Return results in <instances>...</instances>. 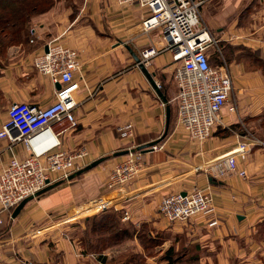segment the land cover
<instances>
[{
    "label": "crops",
    "instance_id": "1",
    "mask_svg": "<svg viewBox=\"0 0 264 264\" xmlns=\"http://www.w3.org/2000/svg\"><path fill=\"white\" fill-rule=\"evenodd\" d=\"M253 1L211 0L203 8L202 16L210 31L218 33L234 22L230 32L240 37L249 29L240 24L242 21L239 23V13H244L245 20L258 15L257 10L246 8ZM146 16L147 9L138 5L121 6L116 0H74L73 4L57 0L48 13L33 19L31 29L36 30L35 43L11 45L0 52V130L8 121L11 104L27 103L45 108L56 101L57 84L34 68V60L50 41L59 39L78 52L81 60L76 74L80 88L74 94L78 104L74 110L78 126L60 137L62 149L68 152L87 149L90 153L87 163L91 164L103 157L119 159L114 158V154L126 147L133 150L157 141V145L163 147L157 152L146 151L144 156L139 153L142 173L120 190H108L105 177L100 180L96 173L89 172L30 200L7 226L9 237L1 241L5 264H102L110 261V252L100 257L84 251L82 237L89 219L85 217L81 222L73 212L101 194H105L101 198L103 203L95 210H101L104 204H113L114 211L122 213L123 226L134 225L138 229L146 226L150 233L167 235L163 243L153 249L158 257L149 259L143 254L145 250L137 236L122 243L137 246L141 255L153 264H164L162 257L172 247L178 253L176 258L182 259L178 264H264V139L261 140L263 144L253 145L246 160L238 158L239 170L247 173L245 179L237 174L222 179L204 172L191 174L194 166H204L235 148L244 140L241 135L246 129L251 132L255 129L252 120L261 113L256 108L258 96H249L251 108L245 94H239L237 102L231 98L237 103V113H229L225 108L222 112L224 126L216 128L201 146L202 155L193 157L198 145L176 129L178 89L175 85L177 94L173 93L170 82L175 69L171 54L163 53L145 67L167 103L135 60V55L140 58L146 47L163 46L158 32L145 34L142 31L141 23ZM254 24L251 32L255 31L257 36L248 35L251 38L248 43L241 42L238 46L255 49L264 57V27L259 30L258 23ZM242 52L238 51L241 55ZM239 63L232 66H235L233 75L244 68ZM173 106L174 129L164 138L167 109L171 111V123ZM127 125L133 127L134 133L132 138L124 139L121 132ZM232 126L238 128L233 131ZM56 128L61 129L60 126ZM12 134L18 136L16 130ZM26 151L20 141L11 143L9 139H0V172L13 157L25 158ZM107 163L110 171L114 162ZM176 174L185 178L168 191H157V186L164 188L162 183L169 184L170 180L164 178ZM194 187L211 195L215 215L220 217L217 226H209L213 216L203 215L186 224H171L160 215L159 207L165 195ZM115 193L119 196L112 202ZM57 215L60 217L55 220ZM126 215L128 220H124ZM38 229L44 231L35 234Z\"/></svg>",
    "mask_w": 264,
    "mask_h": 264
},
{
    "label": "built area",
    "instance_id": "2",
    "mask_svg": "<svg viewBox=\"0 0 264 264\" xmlns=\"http://www.w3.org/2000/svg\"><path fill=\"white\" fill-rule=\"evenodd\" d=\"M116 1L121 6L138 5L147 9V16L141 23L142 31L145 34L158 32L163 46L146 47L137 64L139 67H148L152 59L163 53L171 54L175 68L173 77L178 89L175 98L176 129L187 136L190 142L201 147L211 138L216 128L224 126L222 112L225 108L229 113H237V105L231 101L234 91L233 75L218 46L220 41L212 35L202 16V8L211 0ZM31 36L30 43L33 44L35 29H32ZM214 46L222 62L220 65L212 63L211 51ZM46 47L48 52L44 50L35 58L34 68L51 78L55 84H60V89L56 91V101L48 107L13 103L8 109V121L0 130V139H9L11 143L22 142L27 149V156L13 157L0 172V225L6 211L35 197L49 185L67 180L89 165L87 161L90 153L87 149L68 152L62 149L60 140L66 131L78 126L74 114L78 104L74 94L80 88L76 80V74L81 68L80 56L59 39L50 41ZM15 130L18 132L16 137L12 134ZM133 133L131 125L125 126L121 132L124 139L132 138ZM241 136L244 140L230 152L203 164L204 166H196L195 171L207 173L217 179L233 174L247 178V173L238 168V158L246 160L253 145L263 142L253 135ZM151 149L157 152L163 147L155 145ZM197 153L195 156H201L203 152ZM125 158L126 160L115 164L109 173L107 185L112 191L120 190L142 173L141 155L130 153ZM90 204L80 206L76 213L80 211L79 215L91 211ZM110 206L111 204H104L101 210ZM159 213L172 223L186 224L203 215L214 217L209 221L211 227L220 222V217L215 215L211 195L197 187L164 196ZM128 219L129 216L126 215L124 220ZM43 231L38 229L35 234Z\"/></svg>",
    "mask_w": 264,
    "mask_h": 264
},
{
    "label": "rangeland",
    "instance_id": "3",
    "mask_svg": "<svg viewBox=\"0 0 264 264\" xmlns=\"http://www.w3.org/2000/svg\"><path fill=\"white\" fill-rule=\"evenodd\" d=\"M66 2H67V4H68V2L73 4L74 0H66ZM250 4L251 3H248L246 5V8L250 7V9L252 11H256L257 10L258 15H256V17H250V18H247L245 20V18L243 16L244 13L242 15L239 13L240 16L238 15L239 23H240V21H242L240 24L243 27H248V29H249V31H247V34L241 35L240 37H237V36L233 35L230 32V29H232L230 27V25L233 24L234 22H230V25L227 27V29H225L224 31H222L220 33H218L215 30H213V31L211 30V32H212V35L216 39H218L220 41L218 46L221 49V51L223 53V56H224L227 64L230 67L232 75H233L232 69L235 68V66L234 67H232V66L235 63L241 62L243 67H244L243 69H241L240 72L237 71V74L235 73L233 75V77H235L234 78V91H233V96H232L233 101L237 102V100H240L239 94L240 95H244L245 94L247 96L246 98L248 99V101H247L248 104H249L248 107L251 108V105H250L251 97H249V96L253 95L252 98H256V95L258 96L259 106L256 107V108H259V110H261V113L259 114V116L257 118L253 119L252 123H251V124H254L255 129H253V130H255V132L257 134H255V132H253V130L251 132L250 129L247 131L246 128H245L246 130L244 131V134H248L250 136L253 135L255 138H257V139L259 138V140H262V138L264 139V57L259 56L255 49H252V48L246 47V46L245 47L244 46H238V44H240L241 42L248 43L249 39H251L252 36H254V35L257 36V33L255 31L251 32V29L253 27L252 25L254 23H255L254 25H256L258 23V29L259 30L264 27V21H263V18H264L263 17L264 16L263 15V13H264L263 12V10H264V0H254L253 4H251V5ZM203 8H202V10H203ZM246 8L244 10H246ZM248 35H251V38H248ZM238 51H243L242 55L240 53H238ZM211 52L213 54L212 55L213 56V59H212L213 65H220L222 62H221V59L219 57V53L217 51V48L215 46L213 47ZM172 76H173V74H172ZM170 82L173 84V85L171 84L173 86V93H176L175 92V85L177 87V83L175 81H173V77L171 78ZM174 82H175V84H174ZM233 101H232V103H233ZM236 102H234V103H236ZM230 103L228 105H230ZM236 105H237V103H236ZM253 108H254V105H253ZM172 112H173L174 115H173V118H172V121H171V126H170V132L169 133H171V129H174V125L172 124V122L174 121V118H175V106H173ZM125 150H129V148L126 147L122 151H125ZM148 150L149 149H142L140 151L136 150V152H134V153L137 156H140L139 153H142V154L144 153L143 154V156H144L145 152L148 151ZM194 152L195 153L192 155L193 157L196 155L197 152L200 153V152H203V151H202V148L199 147L198 150H195ZM125 157L126 156H123V157H120L119 159H117V158L116 159L109 158L107 161H105L104 163L99 165L97 168H95V169H93V170H91L89 172L96 173L100 180H104L103 178L105 177V182L107 183L108 182V177H109V172L112 170L111 169L109 171V169H108L109 167L107 165L108 164L107 162H114V165H115L117 163H121L123 160H126ZM196 166H198V165H196ZM196 166H194L191 169V172H192L191 174H197L198 173V172L195 171V167ZM89 172H87V173H89ZM84 175H82V176H84ZM82 176L78 177V179L82 178ZM184 178H183V175L182 176H178L177 174L175 176H171L170 178H168V177L164 178V179H166V181L170 180L169 184L168 183H162L161 185H164L163 186L164 188L161 189V188H159V186H157L156 187L158 189L157 191H163V192L164 191H168L169 189H172L177 184H179L178 181L180 182ZM100 182L103 183L104 181H100ZM165 184H167V185H165ZM169 185H170V187H168ZM105 186L109 190L108 185L106 184ZM194 188H192V189H194ZM192 189H190V190H192ZM183 192H186V191H183ZM168 194H174V192L171 191V193H168ZM104 196H105V194H103V195L101 194V196L99 198L97 197V198L91 199V201L89 203L86 202L88 204L91 203L90 206H89V208H91V211H87L86 213H82V214H79V215H78V213L80 211L78 213H76L78 215L79 220H81V222L84 221L85 217L86 218L88 217V219L92 218V221L90 222V225H91L93 223V220H95L94 218L97 217L98 219L97 218L96 219H97V221H99L100 220L99 217H101V215L103 213L109 212V211H112V210L115 209L113 204H111L110 207L105 208L104 210H95L94 209L95 207H97V205L99 203H101V201H102L101 198H103ZM118 196H119L118 193L112 194V197H111L112 202L115 199H117ZM86 203H84L82 205L83 206L84 205H88ZM16 208L10 209L9 211H6L4 213V215H3V217H2V223L0 225V228H1L0 229V244H2L1 241H4L5 239H7V237H9V232H8V227L7 226L10 224L11 221L15 220V219L12 218V216H13V213L16 210ZM78 208H77V210H74L73 212H77ZM59 217L57 215L55 220L59 219ZM97 221H95V222H97ZM122 221H120L121 224H123ZM169 223L172 224V222H169ZM175 224H177V223H175ZM178 224H181V223H178ZM69 226H72V225H69ZM158 234L155 235L156 238H162L163 237V235L160 232ZM159 240H161V239H159ZM119 246H117V248H116L114 246H108L106 244L103 247L98 248V250L94 254L102 257V256H105L104 254H107L108 252H110V257H108V258H110L111 261H115L114 264H123L124 262L125 263L128 262L126 264H130V262L132 264H153V262H149L148 259H149V257L157 256V254L154 253L153 248H151V247H149V245H147V242H146V244L142 245V249L145 250L143 254H146L148 259L144 255H141V251H140V249H138L137 246H134V245L128 246V245H122V244L119 245ZM0 248H1V245H0ZM4 255H5L4 251L1 250L0 251V264H5L4 263L5 262ZM180 260H182V259H180ZM6 264H8V263H6ZM87 264H89V263H87ZM164 264H165V262H164Z\"/></svg>",
    "mask_w": 264,
    "mask_h": 264
},
{
    "label": "trees",
    "instance_id": "4",
    "mask_svg": "<svg viewBox=\"0 0 264 264\" xmlns=\"http://www.w3.org/2000/svg\"><path fill=\"white\" fill-rule=\"evenodd\" d=\"M57 0H0V52H3L8 46L20 45L30 42L31 24L33 19L48 13L53 9ZM171 126V123H170ZM238 126H232L235 131ZM170 132V128L168 134ZM230 135V132H227ZM122 213L118 211H109L101 215L100 220L96 218L90 225L92 218L87 221V228L82 237V246L85 252L96 253L98 248L104 245L117 246L128 239L136 236L142 245H149L155 248L163 243L166 234L162 238H156V233H150L146 226L140 229L134 225L123 226L120 222ZM97 221V222H95ZM96 235V236H95ZM159 235V234H158ZM161 239V240H159ZM159 242V243H158ZM178 253L170 248L162 260L165 264H177L180 262L176 257ZM115 261H105L102 264H114ZM128 263V262H126ZM125 262L123 264H126ZM130 264H132L130 262Z\"/></svg>",
    "mask_w": 264,
    "mask_h": 264
},
{
    "label": "water",
    "instance_id": "5",
    "mask_svg": "<svg viewBox=\"0 0 264 264\" xmlns=\"http://www.w3.org/2000/svg\"><path fill=\"white\" fill-rule=\"evenodd\" d=\"M45 51L48 52V48L46 47L45 48ZM135 60L137 63L140 62L139 58L135 55ZM140 68L143 70V72L147 75L149 81L151 82L152 86L154 87V89L156 90V92L158 93V95L160 96V98L165 102L167 103V98L162 94L161 90H160V87H158L157 83L154 81L153 79V76H151L149 74V72L147 71V69L144 67V66H140ZM57 89H60V84H57ZM170 115H171V111H170V108L167 109V127H166V131H165V134H164V138L166 137V135L168 134V130H169V127H170ZM159 143V141L157 142H154V143H151L147 146H143V147H140L138 149H133V150H125V151H121V152H117L114 154V158L115 157H122V156H126L130 153H134L136 152V150L140 151L142 149H149L148 151H152V147L157 145ZM109 158L108 157H103V158H100L99 160H96L95 162L89 164L87 167H85L84 169L82 170H79L77 171L76 173L72 174L67 180H62V181H59L55 184H52V185H49L46 189L42 190L41 192H39L35 197H31L27 200H25L24 202H22L17 208L16 210L14 211L13 213V216L12 218L13 219H16L18 217V215L22 212V210L24 209V207L26 206V204L36 198V197H39L40 195L42 194H45L46 192H49L53 189H56L58 188L59 186L63 185L64 183L66 182H70L74 179H77L78 177L86 174L87 172L97 168L99 165H101L102 163H104L105 161H107ZM183 195H186V193H184Z\"/></svg>",
    "mask_w": 264,
    "mask_h": 264
}]
</instances>
